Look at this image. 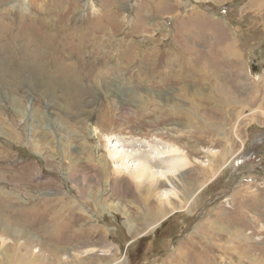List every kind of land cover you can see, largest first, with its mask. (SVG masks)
<instances>
[{"label":"rangeland","instance_id":"rangeland-1","mask_svg":"<svg viewBox=\"0 0 264 264\" xmlns=\"http://www.w3.org/2000/svg\"><path fill=\"white\" fill-rule=\"evenodd\" d=\"M200 1L0 0V264H264V0ZM199 6L239 59L174 37ZM148 142L177 188L108 157Z\"/></svg>","mask_w":264,"mask_h":264},{"label":"bare ground","instance_id":"bare-ground-1","mask_svg":"<svg viewBox=\"0 0 264 264\" xmlns=\"http://www.w3.org/2000/svg\"><path fill=\"white\" fill-rule=\"evenodd\" d=\"M117 145H121L124 147L130 144L126 145L125 143H120ZM131 145L133 146V149H130L128 152L126 149L111 151L109 152L108 157L111 162H119V169H116V171L118 173L127 175L131 180L135 181V183H138L137 187H139L142 183L147 182L149 183H146L147 186H151V189L153 191H155L156 186L158 185L167 186L168 184H171L175 189L177 188L178 183H181L183 181L181 171L182 169H184L188 160L184 159V154L180 152V149L172 145H167V147H161L159 150L158 148L160 147V144L153 142L151 145L148 142V145L150 146L149 150L147 152H142V150L138 146V143ZM157 149L159 151L156 152ZM190 164L191 163L188 164V167ZM184 183L185 182L182 183V186L184 185ZM181 191L182 195H179L176 192L178 201L172 200V197H168L165 199L168 200V204L170 203L171 208L167 209L159 206V208L156 210L157 213H155L156 216L158 215L159 219H162L167 213L176 210L181 206V204L183 205V203H186L187 198L195 193V190L193 192L189 191L190 193L186 195L183 190ZM149 192L151 193L152 191L149 190ZM165 200L157 199V202L163 201L162 204H164ZM158 222L159 220L155 223L157 224Z\"/></svg>","mask_w":264,"mask_h":264},{"label":"crops","instance_id":"crops-1","mask_svg":"<svg viewBox=\"0 0 264 264\" xmlns=\"http://www.w3.org/2000/svg\"><path fill=\"white\" fill-rule=\"evenodd\" d=\"M207 1L208 0L200 1V2H207ZM197 4H201V3H197ZM174 14H175L174 12H170L166 14V16H172ZM185 15H189V18L184 19V21H181V23H176V21L174 22V25H173V29L175 32L174 37H176V35L179 32V34L181 35V39H186L187 36H191L192 38H195V40H197L198 43L201 44L200 37L202 35L208 34L210 40L207 39L206 42H208V45L210 46L209 50L213 49L211 51V54H214L216 51L230 49L232 51L233 59L235 58L239 59L238 54L235 53L236 44H235L234 37H231V36L224 37L225 34H227L228 32L229 25L226 24V22H224L223 19H221L222 16L213 17L212 15H208V13H206L201 7L199 11L194 12V13L189 12ZM214 24H219L222 26L220 33L215 32L213 30L214 28H212V26ZM188 32H191V33H188ZM115 239H116L115 242H117V245H119L118 239L117 238ZM118 250L120 249L118 248ZM88 254H91V253H88Z\"/></svg>","mask_w":264,"mask_h":264},{"label":"flooded vegetation","instance_id":"flooded-vegetation-1","mask_svg":"<svg viewBox=\"0 0 264 264\" xmlns=\"http://www.w3.org/2000/svg\"><path fill=\"white\" fill-rule=\"evenodd\" d=\"M252 60H254V59H252ZM253 64H254V63H253ZM254 65H257V64H254ZM230 183H231V181H230ZM226 194H227L226 191L221 190V191H219V192H217V193L212 194V196H211L209 199L205 200V202H207V201H213V202H215V200H219V199H221L223 196H226ZM226 197H227V196H226ZM204 204H205V203H204Z\"/></svg>","mask_w":264,"mask_h":264},{"label":"water","instance_id":"water-1","mask_svg":"<svg viewBox=\"0 0 264 264\" xmlns=\"http://www.w3.org/2000/svg\"><path fill=\"white\" fill-rule=\"evenodd\" d=\"M255 71H259L258 66H257V65H254V64H251V65H250V68H249V72H250V73H253V72H255Z\"/></svg>","mask_w":264,"mask_h":264},{"label":"trees","instance_id":"trees-1","mask_svg":"<svg viewBox=\"0 0 264 264\" xmlns=\"http://www.w3.org/2000/svg\"><path fill=\"white\" fill-rule=\"evenodd\" d=\"M174 216H175V215H173V216H170V217H169V219L171 218V219L173 220ZM161 227H162V226H161Z\"/></svg>","mask_w":264,"mask_h":264},{"label":"built area","instance_id":"built-area-1","mask_svg":"<svg viewBox=\"0 0 264 264\" xmlns=\"http://www.w3.org/2000/svg\"><path fill=\"white\" fill-rule=\"evenodd\" d=\"M166 26V25H165Z\"/></svg>","mask_w":264,"mask_h":264}]
</instances>
